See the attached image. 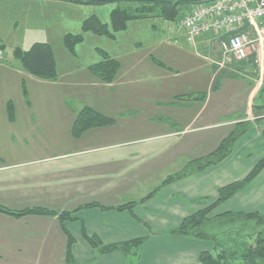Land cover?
I'll return each mask as SVG.
<instances>
[{
    "label": "crops",
    "instance_id": "crops-1",
    "mask_svg": "<svg viewBox=\"0 0 264 264\" xmlns=\"http://www.w3.org/2000/svg\"><path fill=\"white\" fill-rule=\"evenodd\" d=\"M82 7L89 6L62 0H0V48L4 58L7 47L12 48L13 57L16 48L26 51L22 41L12 40V35L17 36L21 30L28 35V29L35 30V34H50L54 24L62 21V11L67 12L65 24H69ZM118 34L110 40L117 41ZM192 45L205 53L213 68V83L218 82L216 87L234 88V103L226 110V116L234 114V120L226 125L213 121L214 113L223 118L217 113L223 106L208 111L210 104L220 103L218 96L222 93L213 97L195 91L174 93L170 101H165L166 96H148L146 107L139 106L138 110L130 106L120 116V120L135 125L139 121L127 119L142 116V109H146L143 120L148 123L146 127L118 129L115 123L112 127L92 129L75 139L71 130L77 115L85 108L93 109L92 106L83 105L77 111L68 107L71 101L59 97L65 117L61 119L56 112L36 113L27 89L29 97L24 100L30 105L25 111L26 134L37 130L53 134L62 129L70 138L63 143L61 138H53L49 143L41 140L31 143L24 138L16 145L10 136L20 123L16 102L0 101V137L4 136L2 142L11 141L0 146V205L12 212L0 211V264H200L201 254L214 252L211 241L169 232L185 218L213 204L219 189L244 180L264 158V99L254 105L264 90V64L258 62L257 53L244 61L233 57L224 60L208 36ZM138 46L133 44L131 50ZM107 55L120 60L116 55ZM91 66L79 74V81L84 77L98 81L89 71ZM57 70L59 80L50 83L68 78V84L79 85L72 81L78 75L76 71L61 75ZM10 72L21 76V86L25 80L34 83L39 80L24 72L20 63L0 64V84L10 81ZM115 81L106 85L114 87ZM9 103L15 112L12 122L8 117ZM242 120L251 128L236 141L224 161L203 170L196 168L194 173L163 185L169 177L189 170L192 162L216 151ZM171 124L182 128L176 130ZM202 133H209L211 138L203 141ZM153 192H156L153 197L142 202ZM130 203H136L132 212L117 210ZM90 204L106 209H81L62 219L64 214ZM36 208L51 214H20ZM253 212L264 214V170L244 191L215 209L214 219L205 228L217 238L216 229L210 228L221 221L217 216ZM85 234L97 237L104 245L145 241L128 254L104 255L86 241Z\"/></svg>",
    "mask_w": 264,
    "mask_h": 264
},
{
    "label": "rangeland",
    "instance_id": "rangeland-1",
    "mask_svg": "<svg viewBox=\"0 0 264 264\" xmlns=\"http://www.w3.org/2000/svg\"><path fill=\"white\" fill-rule=\"evenodd\" d=\"M127 5H130V3L111 2L82 7V11H79L69 24H65L68 19L67 12L62 11V21H57L54 24L50 34L49 32L45 35L35 34V30L28 29V35H26L25 30H21L17 36H11L14 41L20 39L25 45L26 51L36 43L48 44L52 49L56 67L60 70L61 75L65 72L73 71L78 74L76 79L72 80L79 83L77 86L68 84L70 83L68 78L62 79L56 84L39 80L35 83L30 80L23 81L26 90L28 89L29 91L30 98L33 100L35 112H56L62 119L65 117V107L60 104L61 101L58 99L60 97L66 101H71L67 103L68 107L72 106L77 111L83 105L92 106L93 110L114 119L115 123L118 124V129L134 126L135 129L148 126L147 122H143L147 115L146 109L140 110L142 116L126 118L127 120L135 119L139 121L135 125L130 121L120 120V116L130 106L134 109H138L139 106L146 107L147 103L144 102L148 96H166L165 101H170L177 93L189 94L198 91L207 95L212 94L215 97L218 94L217 92H221V96H218L220 103L210 104L208 111H213L214 107L221 105L223 107L217 113L222 114L223 118L220 119L218 114L214 113L213 121L224 123V125L233 121L234 114L226 116V110L232 107L231 103H234V88L216 87L218 82L216 84L213 83V68H211L209 60L204 55L205 53L187 41L186 32L180 25L179 20L190 11L192 8L191 4L179 6V20L176 22L165 21L157 17L129 22V29L120 32L117 41H112L105 36H97L92 33L84 34L82 32V22L86 20V17L92 16L97 17L111 31L112 12L117 9H124ZM68 34H83L84 36L83 42L75 47L74 54L65 46L64 37ZM20 35L29 36V39ZM155 41H157L156 44L154 43ZM137 43H140V46ZM133 44L138 46L137 49H134L135 51L131 50ZM12 51V48L7 47L5 58L3 57V60H0V64L4 66L19 64L14 59ZM107 54L119 57V62L122 65V68L120 65L121 70L116 76L117 79L115 78L114 87H109L99 81H93V79L87 80L86 77L79 81V74H84V70L86 71L87 67L103 62ZM121 54L124 56H119ZM160 63L164 64V66H161ZM16 67L20 68V66ZM9 74L10 81L7 80L8 83L6 81L4 85L0 84V101L3 102L4 99H7L8 101L16 102L20 123L16 125L14 131L10 132V136L14 138V143L19 145L21 144L19 143L20 139L23 140L24 138L31 143L38 141L39 143L41 141L49 143L52 142L53 138H61L62 143L67 142L70 134L62 131V129L61 132L53 134H46L39 130L29 131L26 134L23 129L25 127V111L30 104L25 103L24 100L21 76L16 75L14 72ZM0 75L2 74L0 73ZM230 89V92H225ZM262 99H264V90L256 99L254 105L262 102ZM253 110L257 111L256 108ZM243 112L240 113L241 116L244 115ZM191 117L192 115L188 118ZM170 126H175L176 130L182 128L181 125L178 126L176 124H171ZM3 137V135L0 137V146H7L11 141L2 142ZM201 137L203 141L211 138L209 133H202ZM210 228L216 229L219 243L234 250L235 230H239L237 225L234 226V223H227L222 220ZM208 231V228H205V232ZM239 235L245 236L242 232ZM232 253L234 251L230 252V254Z\"/></svg>",
    "mask_w": 264,
    "mask_h": 264
},
{
    "label": "trees",
    "instance_id": "trees-1",
    "mask_svg": "<svg viewBox=\"0 0 264 264\" xmlns=\"http://www.w3.org/2000/svg\"><path fill=\"white\" fill-rule=\"evenodd\" d=\"M71 2L77 5H102L111 2H128L130 5L136 6L133 9H117L111 14L112 30L110 31L107 25H103L99 19L92 16L85 20L82 25V32L92 33L97 36H105L114 40L117 33L123 32L127 29L128 23L135 20L146 19L150 17H157L165 21L176 22L179 20V6L189 4V2H181L178 0L170 1H142V0H115L110 2L86 1V0H62ZM211 0H204L201 2H209ZM129 8V7H128ZM180 21V20H179ZM84 39L83 34L72 35L68 34L64 37L66 48L74 54L75 47L82 43ZM15 59L21 64V68L27 74L43 81L55 82L58 79L57 67L51 47L48 44L36 43L28 51L20 48L14 50ZM2 59V58H0ZM120 70V63L105 55L103 62L93 65L89 68L90 73L101 83L111 84L115 80ZM23 95L27 98L28 93L23 86ZM9 121L12 122L15 116L13 104L9 103L7 106ZM115 120L102 115L101 113L91 109L85 108L77 115L71 130L72 137L79 139L89 130L96 128L109 127L114 125ZM237 128L233 129L230 134L222 141L220 146L212 154L196 160L191 163L189 170L169 177L163 185L171 184L190 173H194L195 169L203 170L212 164H219L224 161L230 154L231 150L242 136H244L251 128V125L242 120L237 124ZM264 170V158L255 166L251 173L242 181H238L227 185L218 190V198L213 204L207 208L194 213L185 218L183 222L169 233L183 237H193L200 240H208L214 243V252H205L199 258L200 264H264V214L253 213H234L223 214L220 217L221 221L227 223H234L239 229L235 230L234 250L218 242L215 235H210L205 232V226L209 221L213 220L212 213L215 209L234 198L238 193L244 191L253 180H255ZM156 194L151 193L142 202L150 199ZM136 203H130L117 208L118 211L132 212ZM93 207H100L98 204H90L80 206L73 212L66 213L62 219L68 216L71 217L75 212L81 209H89ZM106 209L104 207H100ZM0 211L11 214L12 212L0 205ZM51 214L45 209L36 208L26 210L20 214ZM244 233L245 236L239 235ZM86 241L100 254L122 253L128 254L133 248H137L144 243V239H137L132 242L122 244L104 245L97 237L88 236L85 234ZM231 251L234 253L230 254ZM234 260V261H233Z\"/></svg>",
    "mask_w": 264,
    "mask_h": 264
},
{
    "label": "built area",
    "instance_id": "built-area-1",
    "mask_svg": "<svg viewBox=\"0 0 264 264\" xmlns=\"http://www.w3.org/2000/svg\"><path fill=\"white\" fill-rule=\"evenodd\" d=\"M189 43L208 36L216 53L244 61L257 53L264 64V0H211L193 5L180 20ZM4 52L0 48V58ZM224 64V63H222Z\"/></svg>",
    "mask_w": 264,
    "mask_h": 264
},
{
    "label": "water",
    "instance_id": "water-1",
    "mask_svg": "<svg viewBox=\"0 0 264 264\" xmlns=\"http://www.w3.org/2000/svg\"><path fill=\"white\" fill-rule=\"evenodd\" d=\"M86 1H99V2H110V1H115V0H86ZM142 1H146V0H142ZM149 1H170V0H149ZM178 1H181V2H189V3H196V2H201V1H204V0H178Z\"/></svg>",
    "mask_w": 264,
    "mask_h": 264
}]
</instances>
